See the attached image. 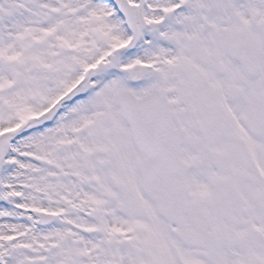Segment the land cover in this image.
<instances>
[{
  "label": "snow or ice",
  "instance_id": "obj_1",
  "mask_svg": "<svg viewBox=\"0 0 264 264\" xmlns=\"http://www.w3.org/2000/svg\"><path fill=\"white\" fill-rule=\"evenodd\" d=\"M0 264H264V0H0Z\"/></svg>",
  "mask_w": 264,
  "mask_h": 264
}]
</instances>
